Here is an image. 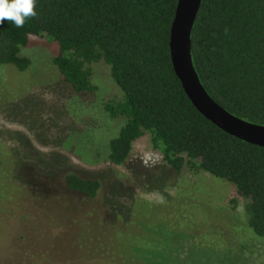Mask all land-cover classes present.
I'll return each instance as SVG.
<instances>
[{
    "label": "rangeland",
    "instance_id": "rangeland-1",
    "mask_svg": "<svg viewBox=\"0 0 264 264\" xmlns=\"http://www.w3.org/2000/svg\"><path fill=\"white\" fill-rule=\"evenodd\" d=\"M56 54L29 36L28 67L0 66V264H264L228 182L175 172L146 133L124 164L106 162L124 121L103 105L122 95L102 60L85 65L93 91L72 92ZM69 171L98 178L94 198L64 187Z\"/></svg>",
    "mask_w": 264,
    "mask_h": 264
},
{
    "label": "trees",
    "instance_id": "trees-1",
    "mask_svg": "<svg viewBox=\"0 0 264 264\" xmlns=\"http://www.w3.org/2000/svg\"><path fill=\"white\" fill-rule=\"evenodd\" d=\"M176 1L36 0L37 17L23 28L0 25V66L23 72L29 61L19 56L20 48L29 36L45 38L57 45L53 66L79 94L94 89L85 65L102 60L122 95L103 109L124 121L107 143L106 162L124 164L132 142L146 133L175 172L186 168L231 184L243 200L246 226L264 237V148L223 133L184 96L167 47ZM189 39L192 66L207 95L231 115L264 125V0H200ZM62 181L88 198L99 187L86 172H66Z\"/></svg>",
    "mask_w": 264,
    "mask_h": 264
},
{
    "label": "water",
    "instance_id": "water-1",
    "mask_svg": "<svg viewBox=\"0 0 264 264\" xmlns=\"http://www.w3.org/2000/svg\"><path fill=\"white\" fill-rule=\"evenodd\" d=\"M200 0H177L168 31V57L172 72L191 106L223 133L264 148V125L253 124L226 112L204 91L190 57V31Z\"/></svg>",
    "mask_w": 264,
    "mask_h": 264
},
{
    "label": "clouds",
    "instance_id": "clouds-1",
    "mask_svg": "<svg viewBox=\"0 0 264 264\" xmlns=\"http://www.w3.org/2000/svg\"><path fill=\"white\" fill-rule=\"evenodd\" d=\"M36 17V0H0V25L9 21L23 28L27 20Z\"/></svg>",
    "mask_w": 264,
    "mask_h": 264
}]
</instances>
